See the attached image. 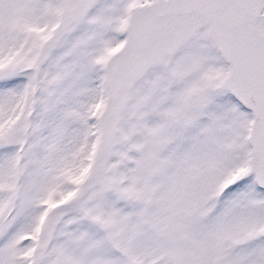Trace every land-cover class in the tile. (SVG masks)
<instances>
[{"label": "snow or ice", "instance_id": "6c2138e0", "mask_svg": "<svg viewBox=\"0 0 264 264\" xmlns=\"http://www.w3.org/2000/svg\"><path fill=\"white\" fill-rule=\"evenodd\" d=\"M0 264H264V0H0Z\"/></svg>", "mask_w": 264, "mask_h": 264}]
</instances>
